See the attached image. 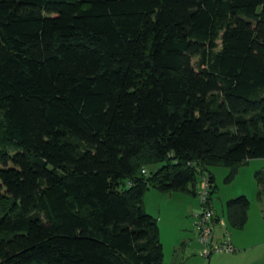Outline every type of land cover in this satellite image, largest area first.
I'll list each match as a JSON object with an SVG mask.
<instances>
[{"label": "trees", "instance_id": "16d2710c", "mask_svg": "<svg viewBox=\"0 0 264 264\" xmlns=\"http://www.w3.org/2000/svg\"><path fill=\"white\" fill-rule=\"evenodd\" d=\"M256 159L264 0H0V264H165L144 194Z\"/></svg>", "mask_w": 264, "mask_h": 264}, {"label": "rangeland", "instance_id": "374dc122", "mask_svg": "<svg viewBox=\"0 0 264 264\" xmlns=\"http://www.w3.org/2000/svg\"><path fill=\"white\" fill-rule=\"evenodd\" d=\"M208 170L214 177L215 187L210 201L212 211L224 223L213 227L212 243L221 242L228 233L230 240L243 246L231 244L233 253H215L209 259L202 257L204 246L198 241L195 229L196 215L202 212L198 196L150 189L144 194L143 207L158 222L164 263L264 264V159L238 165L233 176L231 169L223 166L208 167ZM203 177L197 181L196 192L201 188ZM240 196L248 200L247 221L243 229L237 230L227 222L225 204Z\"/></svg>", "mask_w": 264, "mask_h": 264}, {"label": "built area", "instance_id": "2783aa9c", "mask_svg": "<svg viewBox=\"0 0 264 264\" xmlns=\"http://www.w3.org/2000/svg\"><path fill=\"white\" fill-rule=\"evenodd\" d=\"M208 191V181L205 177H203L201 188L197 192V196L202 206V212L199 215H196L195 229L198 241L204 246L201 256L207 259L215 253H233L235 251L230 243V235L228 233L223 236L224 239L221 242L212 243L214 212L205 206L207 202ZM219 224L223 225L224 223L219 222Z\"/></svg>", "mask_w": 264, "mask_h": 264}, {"label": "crops", "instance_id": "0c3cea01", "mask_svg": "<svg viewBox=\"0 0 264 264\" xmlns=\"http://www.w3.org/2000/svg\"><path fill=\"white\" fill-rule=\"evenodd\" d=\"M210 207H211V203H210ZM211 210H212V207H211ZM213 212H214V211H213ZM214 217H215V212H214ZM215 218H218V217H215ZM218 219H219V218H218ZM219 221H220V219H219ZM213 223H214V222H213ZM218 225H219V224H218ZM214 226H217V224L214 223ZM242 229H243V228H242ZM230 242H231V244H232L233 246H234V245H235V246H236V245H237V246H243V244H241V243L239 244L238 241L235 242V241L232 240V239L230 240ZM256 247H257V246H256ZM244 252H245V251H244ZM244 254H245V253H244ZM208 259H209V258H208Z\"/></svg>", "mask_w": 264, "mask_h": 264}]
</instances>
